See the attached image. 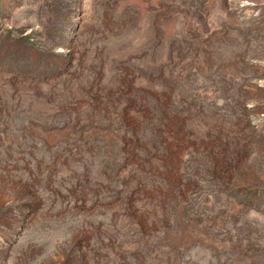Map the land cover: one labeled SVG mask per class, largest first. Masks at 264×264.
<instances>
[{
	"label": "rangeland",
	"instance_id": "obj_1",
	"mask_svg": "<svg viewBox=\"0 0 264 264\" xmlns=\"http://www.w3.org/2000/svg\"><path fill=\"white\" fill-rule=\"evenodd\" d=\"M0 264H264V0H0Z\"/></svg>",
	"mask_w": 264,
	"mask_h": 264
}]
</instances>
